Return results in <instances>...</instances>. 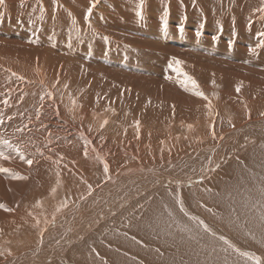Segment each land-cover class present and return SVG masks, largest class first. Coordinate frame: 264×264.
<instances>
[{"label": "bare ground", "instance_id": "6f19581e", "mask_svg": "<svg viewBox=\"0 0 264 264\" xmlns=\"http://www.w3.org/2000/svg\"><path fill=\"white\" fill-rule=\"evenodd\" d=\"M92 3L5 0L0 5V152L8 156L7 160L0 158V168L9 170L0 172V241L10 242L16 252L34 249L21 264H65L71 255L67 254L71 244L64 246L63 239L51 248L46 245L56 227L66 225L65 218L73 215L67 205L54 199L51 184L58 181L64 190L69 189L55 165L61 158L74 160L73 179L65 169L62 172L75 183L84 159L90 167L84 166L91 170L98 157L110 163L106 158L112 153L106 157L92 138L82 135L80 126L84 125L97 141L106 136L98 133L93 122H85L84 113L74 112L71 98L66 99L68 86L83 109L103 110L113 117L114 112L128 108L134 120L152 127L146 130L163 128L159 123L164 122L186 123L181 140L191 144L200 139L202 144H195L196 148L205 149L208 155L209 163L204 162L196 175H188L180 170L178 157V148L185 146H175L173 151L165 135L153 141L141 125L128 134L131 142L138 139L136 135L142 136L150 154L144 157L145 152L130 149V156L141 163L120 173L116 185L114 181L104 187L91 213L95 218L89 222L98 223L96 231H102L129 219L131 234L138 233L145 247L123 236L116 238H122L119 245L129 256L143 263L99 247L109 263L264 264L257 258L260 255L264 260V116L259 117L264 115V0H143L142 4L141 0H95L89 15ZM176 60L182 63L176 65ZM215 90H219L217 95ZM6 91L11 92L10 99ZM233 126L237 129L232 130ZM243 129L249 131L248 137ZM119 138L126 139L122 134ZM248 138L255 141L240 148ZM110 141L115 143L116 138ZM131 142L123 144L131 146ZM117 145L110 146L113 158L127 155L128 160L129 150ZM49 157L54 160L50 164ZM157 157L168 164L158 168ZM117 163L112 161L111 171ZM141 165L147 168L139 169ZM194 167L188 163L183 170ZM139 174L147 177L139 178ZM135 184L136 189L124 195V189ZM180 191L177 204L174 196ZM46 195L49 199L40 204ZM195 195L206 208L199 215L242 240L246 237L251 249L213 232L206 226L208 220L199 222L205 229L198 227L189 207ZM211 202L215 213L208 211ZM104 204H110L111 211L100 208ZM54 217L57 223L46 233L50 236L36 239L33 232H40L43 221ZM24 231L25 236L19 233ZM12 233H16L14 239ZM55 235L51 240L57 238L56 231ZM146 244L153 250L146 249ZM78 261L104 264L93 259L91 252L78 255L73 264Z\"/></svg>", "mask_w": 264, "mask_h": 264}, {"label": "rangeland", "instance_id": "374dc122", "mask_svg": "<svg viewBox=\"0 0 264 264\" xmlns=\"http://www.w3.org/2000/svg\"><path fill=\"white\" fill-rule=\"evenodd\" d=\"M68 88L69 87L66 86L65 89H64L68 93V96H67L66 99L71 98V100H72L71 105H73V106L76 107L74 109L75 110L74 112H76V113L78 112L77 113L78 115L81 114V113H84L85 114L84 115L85 122H87V120H90L91 122L94 123V126L97 127L98 133L106 134V136H104V139L101 138L102 140H98V141H100V143H99L97 141V139H95L93 136L91 137V134L89 132H87V127L84 126V125H81L80 128L82 129V132H83L82 135L83 136L84 135L85 136H88V138H92L93 144L95 142H96V144H98V149H99L98 152L101 151L103 154L105 153L104 155L106 157L109 156V155H111V153H112V155H111L112 158L111 157H107L106 158V161L107 162H110V163H107V165H106L105 162H101V160L98 157L100 155L97 154V157H98V160H99L98 161V164H99L100 167L98 166L97 162H94L92 164L94 170H92L93 168L91 170H87V168L84 166V164L87 167H90V163L87 161V159H84L82 161V165H81L79 171H81V168L83 170L81 171V174L79 173V176H77L75 183L70 182L67 179V177H66V174L67 173H70L71 176H70L69 179L70 180L73 179V174L71 173V169H72V164L75 161L74 160H70L68 158H61V159H59L60 161L58 160L59 161L58 165H55V172H57L58 175H62L63 176V179H64L63 180V183H64V185L66 183V186L69 189L64 190V188L62 187V185L60 183H58V181H57V182H55L56 185L55 184H51V188H52L51 190H53V194L55 196L54 199H58L59 201H62L64 203V205H67L66 206L67 211L68 212H71L73 215L67 216L65 218V220L67 222L66 225H64L62 227H59V228L56 227V230H55L56 231V234H57V238L56 239L51 240L52 238L56 237L55 231H54V234H53L52 237L50 235L46 234V233L50 230V228L53 227L54 224L57 223V221H55V219L58 216L57 217H54V220L53 221L52 220H48V222L43 221L44 223H42L43 224L42 230L40 232H33V236H35L36 239H41V240L46 235L50 236L49 237L50 240H48L47 243H46L47 248L53 247V245L55 244L56 240L59 239V238H60V240L61 239L65 240L64 246H66L68 244H71L67 248V254H71V255H70V257L65 258V264H73V261H75L78 258V255L84 254L86 252H91V257H93V259L100 260L104 264H111V263H109L108 257L105 256L104 254H101L100 253V249H103L104 248L107 252H110V253H114V254L121 253L120 254L121 256H123V255H126V257L129 256L128 252H126L125 249H124V247L121 246L122 245V240H121L122 238L121 239H117L116 238L117 235L118 236H123V237L127 238L128 240H131L132 241V244H133V242H135V243L137 242V243H140L142 247H145V244H142L140 242L141 241V237H140V235L138 233H135V234L132 233L131 234V231H133V230L131 229V227H129L130 224L132 225L131 222L128 223V220L129 219L123 220L121 222L118 221V223H115L114 224V229H111V227H107V228H102V231L101 230L96 231V229L100 227L98 225V223L97 224H93L94 221L92 223L89 222L90 220H94V218H95V217H92V215H91V213L93 211H96V209H94L93 207H94V205L97 204V200L99 199L98 197L101 194L104 193L103 190H105V188H107L105 186H108V185L112 186V184H113L114 181H115L114 184L116 185L118 183V181H116V180L118 179L120 173H123V171L129 170V169H126V168L136 167V166H138L137 165L138 163H141V161L139 159H137L139 162H135V160L132 158V156H130V153H131L130 152L131 151L130 149L133 147L134 149L137 150V152H145L143 154V156L144 157H147L150 154L151 148L150 147L147 148V145H149V144L145 143L146 141H144V142L142 141V139H141L142 136L137 137V135H136L135 137L138 138V139H135V140H133V142H131L132 139L130 140V136L129 135L132 134V133L134 134L135 132L133 130H135L137 126L140 127L141 124H140L139 119L134 120L133 117H135V116L130 111H128V108H122L121 110L123 111V113L119 109L120 111L114 112L116 115H113V117H109L106 114H104V111L103 110L99 111V110H90V109H88V111H87V109H83V107H85L84 105H82L79 101H76L74 99L75 96H73V92L72 91H68ZM218 92H219V90H215L214 94L217 95ZM5 94H7V97L9 99L11 98L10 97V95H11V92L10 91H6ZM123 105L124 104H122L121 106H123ZM94 107L95 108H98L97 106H94ZM244 108H246V104L243 105V107L241 108V110H243ZM107 109H109V108H107ZM66 110H68V109L66 108ZM109 110H111V109H109ZM124 111H125V113H124ZM95 112L96 113H99V114L96 115V116H94V117H92V114L95 113ZM67 114H69V113H67ZM109 114H111V111H109ZM117 114L119 115L120 118L117 116ZM90 116H91V118H90ZM128 116H129V118H128ZM262 116H264V115L262 114L259 117H262ZM259 117H257V118H259ZM129 119H131V120H129ZM96 121H97V125L95 123ZM159 124L163 125V128L154 129V130H146V129H149V128H152V127H149L148 125L146 126L143 123H142L141 127L144 128V130H146V132H147L146 134L153 135V141L157 140L158 138L161 139L162 136L165 135L166 137L165 136L164 137L166 139L167 138L169 139V140L167 139L168 140L167 142L169 143V145H172V150L173 151L176 149L175 146H177V147L178 146L179 147L185 146L184 148L183 147L180 148V149L178 148V150L181 151V155L178 156L179 159L181 158L180 159L181 161L179 159H178V161H180L179 162V165H180V168H181L180 170H182L183 173H187L188 175H190V174L196 175L199 172L198 170L200 169V166L202 164H204V162H205V165H207L209 163L208 162V155L206 154L205 149H203V148L202 149L201 148L198 149V147H199L198 145L199 144L200 145L202 144V141L200 139H196V140L194 139L191 142V144L189 142H186L185 143L184 141L181 140V138H180L181 134L182 135H185L183 130L186 129V127H187L186 126V123L184 124L183 122L180 121V122H178V125H177V122H164V123H159ZM174 124H176V125H174ZM165 125H168L169 128H168V126H165ZM238 125H242V123L239 122ZM174 127L177 128V130ZM231 129L232 130H236L237 128L235 126H233ZM129 130H130V132H127ZM168 130H170L171 133ZM210 130L211 131H214L213 128H211ZM232 130H229V131H232ZM131 131H132V133H131ZM149 131H151V132H149ZM175 132H178V133L176 134ZM246 132L249 133L248 130H245V129L242 130V134H244V135H246L248 137V134ZM121 134H122V139L123 138H126V139L121 140V138H119V137H121ZM126 134L127 135L129 134V135L127 136ZM161 134H163V135H161ZM76 137L77 138H80V135L78 134V135H76ZM112 138H114V139L116 138V141H115V143H112L111 144V141L110 140H114ZM175 138H179L177 142H174V139ZM117 139H119V141ZM182 139H185V137H182ZM249 139L250 138L245 139V142L241 145L240 148H242V147L244 148V145H245L246 142H247V144H250V142L255 141L254 138H252L250 140ZM127 140L130 141L131 144H133V145H131V144H129L131 146L124 145L123 143L128 142ZM198 140H200V141H198ZM176 143H178V145ZM184 143H185V145H184ZM188 143H189V146H187ZM113 144H118L116 147L120 146V147H122V149L125 148L127 151L129 150V155L128 156H130V157H128V158L130 160L129 159L128 160L126 159L127 158V155H125V157H123V158H121V155H118L116 157V159L113 158L114 157V152H112V150L110 149V146L113 145ZM141 144H143V145H141ZM195 144L198 146L197 148H196V145ZM139 145L141 147H139ZM226 146L227 147L230 146V141H227ZM188 147H190V148L188 149ZM191 148H195V149L193 150ZM112 149H114V147ZM190 149H191V151H190ZM195 150L196 151L199 150L200 152H198V151L196 152ZM193 152H195L194 155H192ZM52 154H55V153L52 152ZM184 154L186 156H184ZM139 155H141V157H142V154L141 153ZM202 155H203V157H202ZM187 156L191 157L190 160H189V157H187ZM185 157H187V158H185ZM131 158H132V160H134L133 161L134 163L131 162ZM182 158H183V160H182ZM226 158H228V157H226ZM231 158H233V156H231ZM118 159H119V161H118ZM47 161H49V164H50L54 160H53V158L49 157ZM65 161H67V165L64 164ZM112 161H114L116 163L118 162V163L114 166L115 167L114 170L111 171ZM123 161H125V162H123ZM157 161H158V163L160 165V166L158 165V168H161V167L164 168L168 164V161L166 162V160H163L160 157H157ZM120 162H121V164H119ZM103 163H105V164H103ZM125 163H126V165H125ZM188 163H189V165H191V164L194 163L195 167L192 170H189L188 172H185L183 169H185L186 167H188ZM96 164H97V166H98L99 169H95L97 167ZM109 166H110V168H109ZM105 167L108 168V171L107 172L103 171L105 169ZM141 168H147V167L144 166V165H141V166H139V169H141ZM75 169H76V167H75ZM116 169H118V170H116ZM195 169H197V170H195ZM62 170H64V172L66 171L65 172L66 174H64L65 176L63 175ZM98 171H100V172H98ZM171 171H172V173L175 172V171L177 172V170H175V171L174 170H171ZM84 172L86 174H84ZM213 174H215V173H213ZM141 175L142 174H139V176H141ZM153 176H154V174L152 176H150V177H153ZM211 176H207L205 178L208 180V179H210ZM135 177L136 176H130V179L135 178ZM143 177H147L146 174H143L142 177H139V178H143ZM59 179H62V177H59ZM136 182H138V181H135L134 183H136ZM28 184H30V183H28ZM137 186L138 185H136V184L129 186V190L126 191V192H125V189H124V195H127L132 189H136ZM57 187H60V192L62 194L59 193V190L58 189L56 190ZM68 190H70V191H68ZM210 190H212V189L210 188ZM180 194L182 195V192L181 191L179 192V195L178 196H174L177 204H178V197L180 196ZM169 196H168L169 198L173 199V197H171L172 195H169ZM196 197H197V195L194 196V199H193L194 201L191 202V205L189 207L192 206V211L195 214L194 217L196 219H194V222H197L196 224H197L198 227L203 228L202 226H200L199 222H205L208 219L204 218L203 215H199V214H202L203 213L202 210L205 211L206 208H205V205H204V203L202 201H200V200H199L200 202L198 201V198L199 197H197V198ZM48 199H49V196L46 195L42 199V202H40V204H42L44 202H47ZM115 201H117V198L115 199ZM213 206H214L213 205V202L208 203V211H211L212 213H215ZM103 207H105V209H104L105 212H109L112 209V206L110 204H104V205L100 206V208H103ZM194 211H197V213L194 212ZM50 213L52 214L53 212L51 211ZM196 216H198L199 218L196 217ZM205 223H206V226H211V228L213 229V232H216L221 237H225L226 236L227 238L232 239L234 242H237L240 246H243L245 248H248V249L250 248L251 249V246L247 243V241H245L246 240V237L242 236L243 239H244V240H242V239H240L241 237L239 235H237V234L233 235L234 233L229 232L227 229H223L221 226H219L218 224L212 222L211 220H208ZM215 225H216V227H215ZM125 229H126V231H125ZM203 229H205V228H203ZM204 231H206V230H204ZM19 233L22 234L23 236H25V233L26 232L24 231V232H19ZM12 234L14 235V237H12V238L14 239L16 233H12ZM66 234H68L69 237L66 236ZM73 234L75 236H77V238H73L72 237ZM134 236H135V238H134ZM213 236L216 238V234H213ZM136 239H138L139 241L136 240ZM13 241L16 242L17 240L15 239ZM218 241L220 243L228 246V247L234 248L233 246L229 245L228 243H224L223 241H221L219 239H218ZM25 242H28L27 239H25ZM120 243H121V245H119ZM0 245H3V247H0V264H21L23 258H25V256H26V254L27 253H30V252H32L34 250V249L33 250H30L32 248L31 247V248H29L27 250H21L20 249L21 251L18 250L19 252L18 251L16 252V250H15L16 247L13 246V245H11L10 242L9 243H4V242H1L0 241ZM146 246L148 247L146 249H148V250L149 249H152L153 250V248H152V246L150 244H146ZM99 247H103V248H99ZM253 254L257 257V255L255 253H253ZM128 258L131 259V260L133 259V261L136 260L138 263H143L141 260H137L136 258H134V255H130ZM257 258L264 263V260L260 257V255ZM157 259H161V258H157ZM74 264H81V263L78 261V262H75ZM130 264H133V263H130ZM164 264H166L165 261H164Z\"/></svg>", "mask_w": 264, "mask_h": 264}, {"label": "snow or ice", "instance_id": "6c2138e0", "mask_svg": "<svg viewBox=\"0 0 264 264\" xmlns=\"http://www.w3.org/2000/svg\"><path fill=\"white\" fill-rule=\"evenodd\" d=\"M142 2H143V0H141V4H142ZM4 3H5V0H0V5H4ZM92 7H95V0H93V3H92V5H91V7L88 9V13H89V15L91 14ZM261 11H264V9H261ZM262 35H264V34H262ZM175 63H176V65H180L182 62L179 61V60H176ZM179 70H180V69L177 68V71H179ZM188 82H190V83H192L193 85H195V81L191 80L190 78H189V81H188ZM237 91H239V88H237ZM200 95L203 96L202 93H200ZM17 130L20 131V129H17ZM4 143H5V144H8V141L5 140ZM0 158L7 160V159H8V156L5 155L3 152H0ZM27 163H28L29 165H31L32 161H31V160H28ZM8 171H9V170H8L7 168H0V172H8ZM104 171L107 172V171H108V168L105 167ZM20 178H22V177H20ZM0 207H3V206L0 205ZM5 210H6V211H10V209H5ZM206 230H207V229H206Z\"/></svg>", "mask_w": 264, "mask_h": 264}]
</instances>
